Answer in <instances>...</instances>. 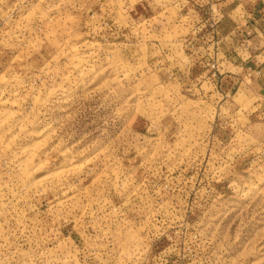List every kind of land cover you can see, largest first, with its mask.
<instances>
[{"label": "rangeland", "instance_id": "374dc122", "mask_svg": "<svg viewBox=\"0 0 264 264\" xmlns=\"http://www.w3.org/2000/svg\"><path fill=\"white\" fill-rule=\"evenodd\" d=\"M179 7L0 0V264H264L263 93Z\"/></svg>", "mask_w": 264, "mask_h": 264}, {"label": "crops", "instance_id": "0c3cea01", "mask_svg": "<svg viewBox=\"0 0 264 264\" xmlns=\"http://www.w3.org/2000/svg\"><path fill=\"white\" fill-rule=\"evenodd\" d=\"M177 2L182 12L188 11L200 19L198 31L207 32L206 21H213L222 41L212 43L210 49L214 50L218 65L229 70L226 78L236 93L246 90V80L256 75L264 102V0Z\"/></svg>", "mask_w": 264, "mask_h": 264}]
</instances>
